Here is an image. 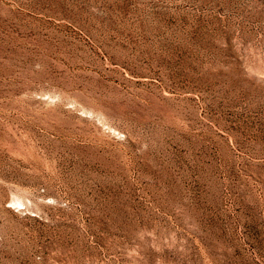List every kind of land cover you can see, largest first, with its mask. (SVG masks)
<instances>
[{"label": "rangeland", "instance_id": "374dc122", "mask_svg": "<svg viewBox=\"0 0 264 264\" xmlns=\"http://www.w3.org/2000/svg\"><path fill=\"white\" fill-rule=\"evenodd\" d=\"M0 264H264V0H0Z\"/></svg>", "mask_w": 264, "mask_h": 264}]
</instances>
